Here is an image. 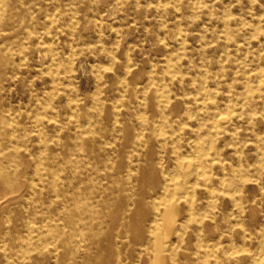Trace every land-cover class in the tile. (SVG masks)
<instances>
[{
    "label": "rangeland",
    "instance_id": "374dc122",
    "mask_svg": "<svg viewBox=\"0 0 264 264\" xmlns=\"http://www.w3.org/2000/svg\"><path fill=\"white\" fill-rule=\"evenodd\" d=\"M263 254L264 0H0V264Z\"/></svg>",
    "mask_w": 264,
    "mask_h": 264
},
{
    "label": "bare ground",
    "instance_id": "6f19581e",
    "mask_svg": "<svg viewBox=\"0 0 264 264\" xmlns=\"http://www.w3.org/2000/svg\"><path fill=\"white\" fill-rule=\"evenodd\" d=\"M50 22V21H49ZM56 68V67H55ZM160 89H162L161 87H160ZM158 90V89H157ZM162 91V90H161ZM206 93V92H205ZM159 94V93H158ZM164 94V93H163ZM203 94V93H202ZM206 95V94H205ZM164 96V95H163ZM208 96H210V94L209 95H207V97ZM165 98V97H164ZM209 98V97H208ZM207 99V98H206ZM210 99V98H209ZM164 102V101H163ZM162 103V102H161ZM215 115V114H214ZM213 130V129H212ZM205 144V143H204ZM196 149H197V147H196ZM262 149V148H261ZM194 151V150H193ZM196 152H198V151H196ZM236 152V151H235ZM210 161V160H209ZM202 166V165H201ZM196 167V166H195ZM201 169V168H200ZM211 169V168H210ZM202 170V169H201ZM237 176V175H236ZM167 177H168V175H167ZM34 184V183H33ZM210 186V185H209ZM189 204H190V202H189ZM153 207H154V205H153ZM258 239V238H257ZM258 249V248H257ZM255 253V252H254ZM253 254V253H252ZM264 255V254H263ZM254 256V255H253ZM260 258H261V256H260ZM255 259V258H254Z\"/></svg>",
    "mask_w": 264,
    "mask_h": 264
}]
</instances>
